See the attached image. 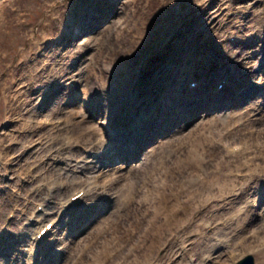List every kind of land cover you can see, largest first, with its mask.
Here are the masks:
<instances>
[{"label": "rangeland", "instance_id": "1", "mask_svg": "<svg viewBox=\"0 0 264 264\" xmlns=\"http://www.w3.org/2000/svg\"><path fill=\"white\" fill-rule=\"evenodd\" d=\"M56 1L0 0V209L6 211L7 215L9 213L22 215V212L14 213V209L25 213L32 210L33 206H30L29 202L36 195L32 194V190L43 182V176L38 174L48 165L42 163L47 152L44 146H47L52 137L57 136L60 131L55 123L51 124L44 119V111L32 102L37 96L35 91L39 90V84L43 81L41 72L46 73V70L38 72L35 65L46 61L50 65L60 67L64 65L74 70V73L77 72L75 75L77 79L55 94L48 107L50 109L44 107L51 116L56 112L63 114L66 112V103L73 105L74 99L71 96L79 87H85V94L90 97L87 100L91 101L97 91L106 89L107 83L109 85L113 81H119L126 74L136 70L143 51L157 41L163 42L197 0H131L126 5L121 4L122 7L117 12L114 8L118 7L119 0H116L111 6L110 14L113 15L115 11L114 16H122L126 20L122 24L123 27L120 22L113 26L115 21L112 19L107 21L105 28L103 26L98 33L92 35L91 47H87L89 41L81 46L74 45L73 41L71 43L59 41L50 49L46 45H41L46 43L45 39L48 36L54 37L59 32L66 36V30L58 24V22L64 23V19L58 20V17L66 9L56 6L53 10H49ZM111 1L100 0L99 6H105ZM237 1L239 0H234ZM262 2L256 6L264 12V2ZM106 11L108 12L109 9L107 8ZM57 14L59 16L54 18ZM104 15L102 13L101 16ZM103 18L98 21L97 26ZM247 20L234 16L230 26L224 25L212 31L216 37L215 44L212 45L218 50L219 55L215 61L219 58L223 59L225 55L234 58L235 56L231 55L234 51L244 53V50L252 49L253 55L258 54L261 48L259 38L252 39L250 46L232 45L228 41L231 34L235 32L244 34L248 31ZM188 29L189 27H184V30L188 31ZM198 34L204 36L203 31ZM181 41H183L182 35L176 44L180 45ZM217 41L218 45H216ZM80 48L83 49L82 52L78 51ZM38 49L44 51L42 55L44 58L41 60L35 59ZM64 50H72V54H76V59L69 60L72 54L63 57ZM246 61L259 63L260 60L250 57ZM122 63L125 68H122ZM250 78L256 79L257 74H253ZM83 79L86 80L81 85ZM257 91L252 90L254 95ZM98 94L103 95L102 92ZM250 99L255 100L256 97L252 96ZM248 105L244 103L238 107L237 112H241L239 117L245 115L249 120L250 116L245 113ZM73 108L74 105L70 107ZM73 111L78 114L77 110ZM70 115L69 113L68 116ZM239 117L228 112L218 115L217 119L210 118L204 121V125H212L206 130L209 133L197 132L194 135V140L200 145L199 150L201 151L203 146L208 154L204 167L209 166L208 168L219 171V177L216 172H212V179L217 181H228V166L231 161L229 159L221 161L220 158L226 157L224 147L229 139L234 143L246 142V139L253 142L251 148L236 154L234 166L237 171L243 172L245 164L257 160V157L248 156L249 153L254 155L253 148L256 143L261 148H256L255 153L259 155L263 151L261 143L264 137L251 135L247 138L244 131L245 129L260 130L264 127V122L246 123L245 125L250 126L246 128L244 124L239 123L243 120ZM228 123L237 125L220 137V143L214 141ZM261 131L264 134V129ZM28 148L31 149L27 151ZM192 156L188 148H184L180 155L177 153L172 155L171 162L175 164V168H182L179 172L180 178L172 175L170 181L163 175L147 174L143 181L139 180L142 191L131 214L120 222L119 229L115 227L118 222L114 220L111 226L105 227L108 225L106 223L101 227L102 231L95 232L94 228L88 239L87 236L84 237L78 246L79 249L83 248L82 260L79 264H228L233 260L229 257L231 250L237 252L236 256L240 257L252 251L257 264H263L264 251L259 252L258 249L264 246V212H261V217L258 218L262 227H255L254 231L243 235L242 241L235 242L234 239H239L237 237L239 235L235 232L239 227L233 223L242 211L237 202L248 196L244 193L237 199L226 197L218 200L215 197L211 200L216 194L215 186L211 182L203 184L199 181L200 179L194 174L195 161L180 164L177 160L179 157ZM245 158H247L246 162L242 163ZM200 164L202 163L198 165ZM218 166H220L219 170H217ZM4 171L5 173L7 171V174L1 179ZM53 172L55 174L57 172L55 167L53 171L51 168L47 169V173ZM136 176L138 179L142 178L139 171H136ZM6 180L9 187L4 186ZM47 183L48 181H45V184ZM160 183H164V188L159 187ZM218 207L221 210L220 214L215 213ZM259 208L255 206L248 213ZM102 210L110 211L111 208L107 206ZM128 212L125 210L121 214ZM130 232H134L133 238H130ZM228 232L236 234L231 238ZM124 235L131 241L126 244L121 243V237ZM218 250L220 253L223 252L222 254L226 252V256L219 262L207 261L212 252ZM22 260L29 262L30 258L23 256ZM7 261L18 264V259H12L10 256ZM69 262L70 259L65 260V264Z\"/></svg>", "mask_w": 264, "mask_h": 264}, {"label": "bare ground", "instance_id": "2", "mask_svg": "<svg viewBox=\"0 0 264 264\" xmlns=\"http://www.w3.org/2000/svg\"><path fill=\"white\" fill-rule=\"evenodd\" d=\"M129 1L130 0H119L118 1V4H119L118 7L116 6V8H114L115 11L116 12H117V10L120 11L122 5H126ZM229 1L230 0H222L221 7L219 6V8H217V10L215 12H218V11L221 12L223 9H225L227 6H223V5H225ZM258 3H260V0H243L236 7V11L239 13V15H241V14H249L250 13L245 18H250V19H253L254 18L253 21H251V22L249 21V28L251 27L250 28V31H248L247 33L241 35V37L244 38L245 41H247V44L249 46H250L249 43L251 41V37L252 36L259 37V38L262 37V34H261V26L263 25L262 24L263 18H262V15L260 14L261 9H259V7L256 6V4H258ZM115 11L113 12V15L111 13V17L107 18V20L105 21L106 23L104 22L105 23L103 25L104 28L107 26V23H108L107 21H110L112 19L115 21L113 26L117 25V23H119V22H120V25H122V24H124L126 22V20L124 18H122V16H120V15L119 16H114L115 15ZM214 21H215V18H212V14L209 12L208 13V17H207V24L210 27H213L214 26ZM121 27H123V25ZM111 28H112V26H111ZM262 33H263V31H262ZM92 38L93 37L90 38V41H89L87 47H91L92 46V44H93ZM82 51H83V49H80V52H82ZM251 53H252V51H249L248 50L247 53H246V56H249ZM92 55H93V53L91 54V56ZM246 56L244 55L243 57L245 58ZM125 67L126 66L124 65V63H122V68H125ZM88 69H89V67H88ZM250 72L251 73L258 72L259 75H261L262 78L264 79V68H260L259 71L257 69H253ZM71 74L76 75L77 72L74 73V71H71ZM65 75H69V73H66ZM85 80L86 79H83V82H82L81 85H83V83L85 82ZM115 88L116 89L114 90V92L112 94V97L109 100H107V101H110L111 100L112 102H114V105L119 106L121 92H124L125 93V89L126 88L124 86H118V87H115ZM80 90H82L81 87H80ZM78 94H79V92H76L75 93L74 99L76 98V96ZM262 97H264V95L262 93H258L257 99L251 100L250 101V105H248V107L246 108L248 114H250V113L253 114L254 113L253 111H255L254 114H261V115H254V116H257V117L252 118V119H249L251 122H253V121H261V122H264V105L258 104L259 101H260V99H262ZM258 98H260V99H258ZM167 101L168 100H165V102H167ZM161 102L163 104H165L164 103V99H161ZM76 105H77L76 108L69 109V110H71V111H69V113L72 116H74L75 123H77L80 126V127H76L75 128L74 133L75 134H81L82 137H88L89 130H91V126L89 125L90 126L89 127L87 124L82 123L80 121V119H79V116H78L79 114H77L75 111H73V110H77V111L82 110V112H83V111H87V108L82 103H80V102H76ZM251 108H252V110H251ZM106 110H107V112L108 111L111 112L113 110V106H111L109 104V102H107V108H106ZM198 112H197V115L195 116V118H197V119L200 118V120H205V121L206 120H210V117H211V119H213V118L214 119H217L216 117L218 115L223 114V112L213 111L210 108H208V109H206L204 111H201V114H198ZM149 115H155V113H149V114H146L145 116H149ZM230 115H234V116L239 117V116H241V112H237V108L231 109L230 110ZM244 118H245V115H243L242 117H239V119H244ZM247 122H248V120L246 121V123ZM184 123H185V121H181V122H179L177 124V127H178V130L177 131L171 132L170 135H168V134L163 135L165 137L161 138L160 140H159V138L156 139V141L154 142L155 145L151 147L153 150H151L150 148H146L145 149V154L143 155V157H140V159L138 161L139 166L147 164V161L150 159L151 156H152V158H154L155 157V153L157 152L158 147L169 136H173V135L178 134L179 133V130L183 127ZM262 129H264V127H262ZM253 136L260 137V136H264V134L262 133V131L260 129V130H257V132ZM235 146H237L239 149L241 148V146H239V145H232L229 149H231V148L233 149ZM232 149L230 151H232ZM86 162L89 164V162L87 160H86ZM134 171L135 170H133L132 166L131 167L128 166L127 169L123 172L122 177H124V178L126 176L133 177V176H135V172ZM177 178H178V176H177ZM238 202H242V201L239 200ZM256 204L257 203H253V205H256ZM261 211H264V207H262L259 212H261ZM118 212H119V210H114V211H111L110 213L99 214L97 220L94 223H96L98 225H101V224L103 225V223H107L108 222L109 224H111V222L115 220V221L118 222V223L115 224L116 225L115 227L117 229H119L120 228V222H122L123 219L128 218L129 212L126 213V214H121L120 213V215L117 214ZM215 213H217V214H220L221 213V210H220L219 207H218V209H215ZM251 214H255V213H251ZM256 214H259V213H256ZM245 221H246V227L244 226L245 227L244 232L247 229L249 231H251V230H254L255 227H260V223H254L253 220L245 219ZM242 224H245V222H243ZM130 231H131V229H130ZM126 235H124V236L121 237V243H123V244H126V243H128V242L131 241V240L125 238ZM133 235H134V232H130V238H133ZM212 254L214 255L215 259L221 258L222 255H223L222 252L221 253L219 252V250L217 252H212ZM263 263H264V260H263ZM48 264H59V260H57V261L56 260H51L50 262H48Z\"/></svg>", "mask_w": 264, "mask_h": 264}]
</instances>
